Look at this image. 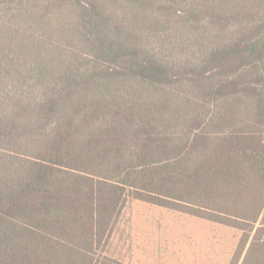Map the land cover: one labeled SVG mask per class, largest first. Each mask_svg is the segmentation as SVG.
Returning <instances> with one entry per match:
<instances>
[{"label":"trees","instance_id":"1","mask_svg":"<svg viewBox=\"0 0 264 264\" xmlns=\"http://www.w3.org/2000/svg\"><path fill=\"white\" fill-rule=\"evenodd\" d=\"M131 196L264 263V0H0V264H98Z\"/></svg>","mask_w":264,"mask_h":264},{"label":"rangeland","instance_id":"2","mask_svg":"<svg viewBox=\"0 0 264 264\" xmlns=\"http://www.w3.org/2000/svg\"><path fill=\"white\" fill-rule=\"evenodd\" d=\"M180 50H174L180 60L193 57L191 52L177 54ZM183 88L196 92L189 85ZM180 90L177 94L184 97ZM183 106L188 104L183 101ZM123 206L96 248L98 264H234L241 252V229L132 196Z\"/></svg>","mask_w":264,"mask_h":264}]
</instances>
